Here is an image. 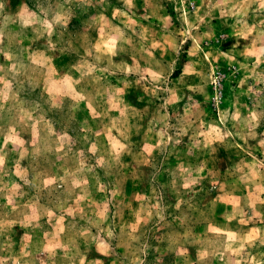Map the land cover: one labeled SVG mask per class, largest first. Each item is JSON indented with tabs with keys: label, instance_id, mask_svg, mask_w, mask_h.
<instances>
[{
	"label": "rangeland",
	"instance_id": "1",
	"mask_svg": "<svg viewBox=\"0 0 264 264\" xmlns=\"http://www.w3.org/2000/svg\"><path fill=\"white\" fill-rule=\"evenodd\" d=\"M0 264H264V0H0Z\"/></svg>",
	"mask_w": 264,
	"mask_h": 264
}]
</instances>
